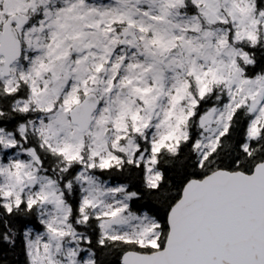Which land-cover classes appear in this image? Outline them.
<instances>
[{
  "label": "clouds",
  "instance_id": "9594fccd",
  "mask_svg": "<svg viewBox=\"0 0 264 264\" xmlns=\"http://www.w3.org/2000/svg\"><path fill=\"white\" fill-rule=\"evenodd\" d=\"M0 264H264V0H0Z\"/></svg>",
  "mask_w": 264,
  "mask_h": 264
},
{
  "label": "snow or ice",
  "instance_id": "6c2138e0",
  "mask_svg": "<svg viewBox=\"0 0 264 264\" xmlns=\"http://www.w3.org/2000/svg\"><path fill=\"white\" fill-rule=\"evenodd\" d=\"M253 131H255V129H254ZM152 246H153V247H157L158 245L156 244L155 241H153Z\"/></svg>",
  "mask_w": 264,
  "mask_h": 264
}]
</instances>
